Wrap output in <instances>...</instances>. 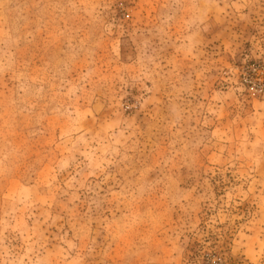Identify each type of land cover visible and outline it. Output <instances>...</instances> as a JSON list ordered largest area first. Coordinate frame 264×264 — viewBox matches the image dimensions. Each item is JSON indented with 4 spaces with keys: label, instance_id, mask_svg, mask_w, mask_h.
Segmentation results:
<instances>
[{
    "label": "rangeland",
    "instance_id": "374dc122",
    "mask_svg": "<svg viewBox=\"0 0 264 264\" xmlns=\"http://www.w3.org/2000/svg\"><path fill=\"white\" fill-rule=\"evenodd\" d=\"M0 264H264V0H0Z\"/></svg>",
    "mask_w": 264,
    "mask_h": 264
}]
</instances>
